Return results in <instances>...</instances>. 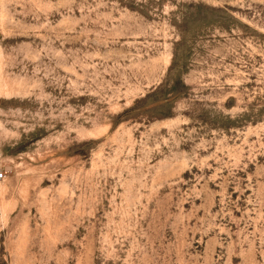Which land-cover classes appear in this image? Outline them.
<instances>
[{
  "label": "rangeland",
  "instance_id": "obj_1",
  "mask_svg": "<svg viewBox=\"0 0 264 264\" xmlns=\"http://www.w3.org/2000/svg\"><path fill=\"white\" fill-rule=\"evenodd\" d=\"M0 264H264V0H0Z\"/></svg>",
  "mask_w": 264,
  "mask_h": 264
},
{
  "label": "built area",
  "instance_id": "obj_2",
  "mask_svg": "<svg viewBox=\"0 0 264 264\" xmlns=\"http://www.w3.org/2000/svg\"><path fill=\"white\" fill-rule=\"evenodd\" d=\"M5 176V171L4 168L0 162V179H2Z\"/></svg>",
  "mask_w": 264,
  "mask_h": 264
}]
</instances>
